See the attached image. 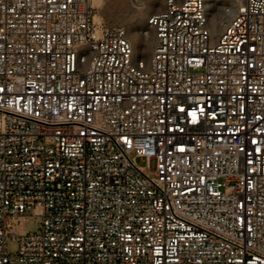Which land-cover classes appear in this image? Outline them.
I'll return each mask as SVG.
<instances>
[{
    "label": "built area",
    "instance_id": "built-area-1",
    "mask_svg": "<svg viewBox=\"0 0 264 264\" xmlns=\"http://www.w3.org/2000/svg\"><path fill=\"white\" fill-rule=\"evenodd\" d=\"M94 12L0 0V264H264V0H165L147 59Z\"/></svg>",
    "mask_w": 264,
    "mask_h": 264
},
{
    "label": "rangeland",
    "instance_id": "rangeland-1",
    "mask_svg": "<svg viewBox=\"0 0 264 264\" xmlns=\"http://www.w3.org/2000/svg\"><path fill=\"white\" fill-rule=\"evenodd\" d=\"M165 0H91L95 10L91 17L94 26L103 28L104 24L123 28L132 44L133 53L138 58L147 59L153 48V31L148 28V18L164 8ZM209 25L219 32L240 4V0H205ZM144 34H146L144 36ZM101 33H98V38ZM138 166L144 161L137 159ZM153 170V163L151 164ZM41 218L26 214L24 217L10 218L6 222L5 253L14 257L18 252V240L25 235L38 233ZM12 234L14 240H12Z\"/></svg>",
    "mask_w": 264,
    "mask_h": 264
},
{
    "label": "bare ground",
    "instance_id": "bare-ground-1",
    "mask_svg": "<svg viewBox=\"0 0 264 264\" xmlns=\"http://www.w3.org/2000/svg\"><path fill=\"white\" fill-rule=\"evenodd\" d=\"M146 34H144V36H145Z\"/></svg>",
    "mask_w": 264,
    "mask_h": 264
}]
</instances>
